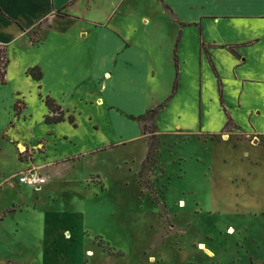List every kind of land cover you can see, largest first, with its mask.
<instances>
[{
    "label": "rangeland",
    "instance_id": "obj_1",
    "mask_svg": "<svg viewBox=\"0 0 264 264\" xmlns=\"http://www.w3.org/2000/svg\"><path fill=\"white\" fill-rule=\"evenodd\" d=\"M110 3L75 0L70 16L56 18L48 32L0 31L9 57L0 81V264H264V147L251 154L245 142L250 110L259 107L264 117V88L245 92L234 79L238 54H208L198 27L187 28L177 52L176 82L177 36L170 41L165 16L159 26L134 21L132 13L145 9L134 5L118 26L135 30L136 48L156 50L157 57L150 62L156 76L128 92L131 109L165 106L155 138L143 130L145 114L129 116L141 127L114 119L64 69L59 80L50 73L53 51L67 54L71 66L81 42L92 50L85 62L91 66L102 34L89 32L85 18L102 22ZM251 52L242 71L264 69V54L257 59ZM43 67L41 93L69 108L76 127L69 120L46 123L48 108L32 77ZM15 102L22 113L27 104V117H14ZM228 116L240 131L232 119L224 127ZM116 128L137 133L119 140ZM29 171L47 175L48 183L41 190L21 183Z\"/></svg>",
    "mask_w": 264,
    "mask_h": 264
},
{
    "label": "crops",
    "instance_id": "obj_2",
    "mask_svg": "<svg viewBox=\"0 0 264 264\" xmlns=\"http://www.w3.org/2000/svg\"><path fill=\"white\" fill-rule=\"evenodd\" d=\"M102 1L106 2V0ZM74 2L75 0H0V31H5V34L8 33L13 36L16 34H23V36H26L36 29V32H48L53 26L56 18H66L70 16L69 7L72 6ZM118 2V5L114 0L110 3V7H118L112 14H109V6L106 8L107 13L104 14V10L101 11V13H103L101 17H106L102 22L98 21L97 18H85L86 21L90 20L88 22L90 23L89 26L93 27V29H87L89 32L98 29L97 31L102 34L93 54L95 58L91 66L87 68L85 62L90 58L92 50L81 42L79 45L78 57L72 62L71 66L68 65L71 59L67 54L59 55V53L53 51L51 54L53 58V68L50 72L59 80L60 76H62L61 71L64 69V72L74 77L73 82L78 85L81 84L82 88L84 90L86 88L91 95L94 94L97 104L101 107L104 106L108 112L112 113L114 119L115 117H121L125 120L126 118L129 121H134V126L139 124L141 127L137 120L129 116L146 115L147 111L151 109L139 111L131 109L132 100L128 96V92L131 88L141 83L145 85L147 80L156 76L154 72L156 68L154 67V63L150 66L152 57H157L156 50L136 48L138 45L135 41L130 39L131 33L135 30H127L126 27L123 28L118 26V21L125 15V8L127 7L128 10V8L134 5H136V7L145 8L142 14L136 12L132 13L133 20H136L137 23L144 22L152 24L153 26H159L158 23H162L163 21L161 17H166L168 20L167 23L172 30L170 41H175L177 36L174 46V57L177 56L179 48L187 42V28L195 29L198 27L199 42H201V46L206 49V52L208 50V54L214 51H230L234 54H238L239 61L235 63L234 66V79L236 82L240 83L245 92L249 91L252 93L257 90L259 86L264 88V69L262 67L257 66L248 71H242L247 64L246 62L250 59L249 54L252 53V50L253 54H255V58L259 59L260 56V58L263 59L264 0H119ZM122 6L123 8H121ZM92 7L93 5H91V8ZM119 9H122L121 15L115 17V13ZM59 10H65L64 17H59L57 15ZM34 35H36V33ZM83 36H86V33H84ZM33 42L35 43L36 41ZM0 43L3 44L1 41ZM239 52L244 54L245 57ZM183 63L184 62H182V67ZM68 66L69 69H66ZM175 68L176 75L174 80L177 74L179 79V63L178 68L175 64ZM47 74L48 71L46 72L43 67L42 79L40 82H44V77L47 76ZM40 82L38 81V88L40 90L39 96H42V84ZM92 85L96 87L95 92L91 90ZM222 97V94H220V98ZM42 99L44 101V98ZM90 101L94 102L91 98ZM57 103L65 112V120H68V116L73 115V113L63 104ZM15 104L13 109L14 117H27L25 114L27 104L24 107L25 112L22 113L21 111L19 115L16 113ZM50 114L52 113L48 108V113L44 115V119ZM262 115L263 112L259 107L250 110L251 128L247 137H245V142L249 146L251 154H256V152L261 151L262 147H264V117L260 118ZM90 118L92 119V117ZM231 119L236 125L235 129L240 131L239 124L234 118L231 117ZM54 123L58 122L49 124ZM96 123L98 124V122ZM72 124L74 125V123ZM10 125H14L13 121H10ZM225 125L224 127H226ZM74 126L76 127L77 125ZM3 132V128L0 126V134ZM6 132H8L7 129ZM117 132L119 140L126 139L137 133L130 134L126 133L124 130L118 129ZM2 138L5 139V134ZM243 139V137L236 138L232 145L236 146L237 142ZM26 142L27 141L23 140L19 143L18 141V147L23 148ZM250 162L252 165L254 163L257 165L259 164L257 160H252V158Z\"/></svg>",
    "mask_w": 264,
    "mask_h": 264
},
{
    "label": "trees",
    "instance_id": "obj_3",
    "mask_svg": "<svg viewBox=\"0 0 264 264\" xmlns=\"http://www.w3.org/2000/svg\"><path fill=\"white\" fill-rule=\"evenodd\" d=\"M166 7H168V6H166ZM175 58H176V67L178 68L177 56H175ZM8 64H9L8 48L5 44L0 43V81L2 83L6 82V74H7ZM32 77L39 81L42 79V72H40L38 74V76L32 74ZM175 81L176 82L178 81V74H177ZM175 89H176V86H175L174 90ZM44 101H45V104L47 105V107L49 108L50 112L52 113V114L47 115L45 117L46 122L52 123V122H61V121L65 120V118H66L65 112L61 109V106L55 101L54 98H52L50 95H46V96H44ZM163 106H165V103L160 104L157 107H153V108L149 109L147 111L145 117H144L146 120V123L144 124L143 130H144V132H151L153 138H155V133L157 131L156 119L159 116L160 109ZM15 110H16V113L18 115H19V113H21L20 108H17L16 104H15ZM68 120L71 123H74V125H76L75 117L73 115L68 116ZM230 121H231V117L228 116L226 125H228L230 123ZM148 123H151V126L148 127V125H147Z\"/></svg>",
    "mask_w": 264,
    "mask_h": 264
},
{
    "label": "built area",
    "instance_id": "obj_4",
    "mask_svg": "<svg viewBox=\"0 0 264 264\" xmlns=\"http://www.w3.org/2000/svg\"><path fill=\"white\" fill-rule=\"evenodd\" d=\"M19 181L35 190H41L47 184L48 177L38 171H29L19 176Z\"/></svg>",
    "mask_w": 264,
    "mask_h": 264
},
{
    "label": "bare ground",
    "instance_id": "obj_5",
    "mask_svg": "<svg viewBox=\"0 0 264 264\" xmlns=\"http://www.w3.org/2000/svg\"><path fill=\"white\" fill-rule=\"evenodd\" d=\"M225 137H227V135H226ZM183 206H184V205H183ZM229 232H230V233H234V232H235V229H234L233 226H230V227H229ZM200 246H201V248H206V246H205L204 243H201Z\"/></svg>",
    "mask_w": 264,
    "mask_h": 264
}]
</instances>
